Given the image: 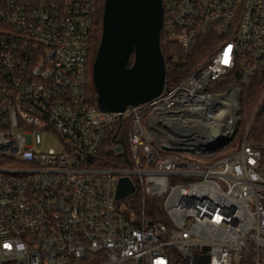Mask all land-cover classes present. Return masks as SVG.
Segmentation results:
<instances>
[{
    "label": "built area",
    "instance_id": "1",
    "mask_svg": "<svg viewBox=\"0 0 264 264\" xmlns=\"http://www.w3.org/2000/svg\"><path fill=\"white\" fill-rule=\"evenodd\" d=\"M162 6L167 41L218 45L154 99L103 111L88 94L93 0H0V264H264V142L247 128L215 158L238 131L241 86L264 72V0ZM123 128L126 154L105 151L129 163L100 165ZM37 130L62 148L35 149ZM123 177L138 212L115 196Z\"/></svg>",
    "mask_w": 264,
    "mask_h": 264
},
{
    "label": "water",
    "instance_id": "2",
    "mask_svg": "<svg viewBox=\"0 0 264 264\" xmlns=\"http://www.w3.org/2000/svg\"><path fill=\"white\" fill-rule=\"evenodd\" d=\"M162 24V0H104L101 36L92 63L100 110L123 111L127 105L154 99L165 89V61L159 45ZM132 191L131 180L123 177L115 196L120 199ZM203 259L201 264H208V256Z\"/></svg>",
    "mask_w": 264,
    "mask_h": 264
},
{
    "label": "trees",
    "instance_id": "3",
    "mask_svg": "<svg viewBox=\"0 0 264 264\" xmlns=\"http://www.w3.org/2000/svg\"><path fill=\"white\" fill-rule=\"evenodd\" d=\"M103 3L104 0H93L95 8V38L93 44L95 51L101 36ZM219 40L218 36L214 34L200 35L194 39L188 49L183 50L174 42L167 41L163 24L159 36V45L165 61L166 86L170 87L181 80L202 60L208 57L218 45ZM132 60L133 54L129 57L128 65L132 63ZM228 83L227 81H222L216 87H222ZM88 94L91 103L96 104V95L90 89ZM241 108V138L248 128V139L264 142V72L253 75L248 84L241 86ZM116 143H120L124 147L126 154L127 147L124 128L106 139L105 145L99 153L100 165L114 164L126 166L129 163L128 160H124V157L109 156L106 153L105 148ZM128 198H131V201L128 203L130 209L138 212L139 195L134 192ZM150 208L152 212L156 213L155 219L166 220L161 208L160 199L151 201Z\"/></svg>",
    "mask_w": 264,
    "mask_h": 264
},
{
    "label": "rangeland",
    "instance_id": "4",
    "mask_svg": "<svg viewBox=\"0 0 264 264\" xmlns=\"http://www.w3.org/2000/svg\"><path fill=\"white\" fill-rule=\"evenodd\" d=\"M95 34V33H94ZM95 36V35H94ZM93 36V40L94 37ZM95 48L94 44L91 48V53L89 57V75H88V82H89V89L92 93L95 94L93 85H92V63L95 55ZM240 124L238 127V131L236 132V135L234 136L233 140L230 141L226 147L221 148L219 152L217 153L215 158H219L221 156H224L228 153H230L233 150L238 149L240 145L241 140V129ZM32 141H33V147L37 150L45 151L47 148H53L55 150H60L62 148V143L60 138L52 131L50 130H37L32 132ZM129 196H126L122 199V202L129 203L131 201V198H128Z\"/></svg>",
    "mask_w": 264,
    "mask_h": 264
}]
</instances>
